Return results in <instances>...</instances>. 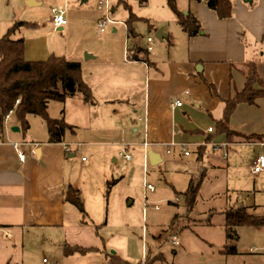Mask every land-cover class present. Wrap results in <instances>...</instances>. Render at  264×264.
Returning a JSON list of instances; mask_svg holds the SVG:
<instances>
[{
	"label": "rangeland",
	"instance_id": "rangeland-1",
	"mask_svg": "<svg viewBox=\"0 0 264 264\" xmlns=\"http://www.w3.org/2000/svg\"><path fill=\"white\" fill-rule=\"evenodd\" d=\"M100 1L104 0H0V38L16 22H25L30 24L17 30L12 39L26 40L29 61H44L53 54L78 60V50L86 47L101 53L111 51L116 60L126 49L125 25L131 14L139 18L134 27L143 44L149 35L156 38L149 23L161 29L175 15L168 0H109L117 23L101 33L98 24L104 11L95 8ZM188 1L177 0L178 9ZM58 2L66 6L69 24L63 31H49L54 25L51 10ZM157 43L164 45L159 39ZM84 103L78 94L64 104L51 102L49 107L51 118H60L64 111L65 121L73 127L66 130V142L80 144L69 171L84 211L69 202L67 222L61 228H27L10 240L0 234L3 264H113L115 257L126 264H141L144 258L149 264L154 257L157 259L151 264H264V226L239 227V240L230 241L221 213L228 206H257L252 212L264 217L263 185L260 180L255 184L250 173L256 147L247 144L215 152L209 148L201 162L192 147L185 149L190 156L180 147L170 154L166 149L162 162L152 165L143 148L134 144L143 140V127H136V134L133 127L110 131L95 127L97 131L91 132L86 127ZM99 118L113 121L109 115ZM15 122L11 119L7 125ZM28 122L23 140L43 142L49 138L46 120L30 115ZM132 142L134 145L128 146ZM124 149H128L125 153L131 156L130 161L121 156ZM226 154L230 155L228 161ZM193 178L194 185L201 182V187L197 203L189 211L186 192ZM148 185L154 191L148 190ZM174 236L178 245L173 244ZM67 245L98 250L66 256ZM225 245H236L238 253L222 255Z\"/></svg>",
	"mask_w": 264,
	"mask_h": 264
},
{
	"label": "crops",
	"instance_id": "crops-1",
	"mask_svg": "<svg viewBox=\"0 0 264 264\" xmlns=\"http://www.w3.org/2000/svg\"><path fill=\"white\" fill-rule=\"evenodd\" d=\"M232 2V16L220 19L204 0H189L179 10L187 15L192 13L203 31L199 36L189 37L176 22L175 15L168 18L167 25L161 28L164 45L157 43L155 51L147 56L148 67L140 61L126 60L138 50L134 48L145 47L142 36L136 38L130 48L126 39V49L116 60L111 51L101 53L80 48L76 61L81 63L84 79L95 99L90 107L83 100L86 127H90L91 132L101 127H106V131L114 127H133L134 134L139 132L136 127H143V140L134 144L143 148L146 160L149 150L162 159L166 149L170 154L172 149L180 147L186 155V146L193 151L198 146H206L207 150L212 148L215 152L248 144L258 151L252 165L260 153L264 154V97L255 105L240 104L228 122L230 129L241 135L262 138L229 143L225 135H216V122L224 116L223 100L235 97L245 86L243 64L262 58L258 72L264 79V0ZM68 24L53 25L49 31H63ZM245 40L250 43L249 47ZM207 83L215 87L217 94ZM176 99L182 101L181 107L174 104ZM108 115L113 121L99 118ZM11 119L16 120V112L10 115L6 125ZM6 125L0 139V234L10 240V236L27 228L63 227L69 204L67 189L75 185L69 171L73 166L71 158L80 144L66 142L65 136L62 143H50L49 138L43 142L23 140L19 123ZM14 126L20 131L6 128ZM15 144L27 155L24 163L19 160ZM38 149L41 150L39 157L31 154ZM190 155L189 152L186 156ZM226 156L228 161L230 155ZM257 180L264 189V172ZM3 261L0 260V264Z\"/></svg>",
	"mask_w": 264,
	"mask_h": 264
},
{
	"label": "trees",
	"instance_id": "trees-1",
	"mask_svg": "<svg viewBox=\"0 0 264 264\" xmlns=\"http://www.w3.org/2000/svg\"><path fill=\"white\" fill-rule=\"evenodd\" d=\"M203 1V0H195ZM206 5L216 11L220 19L230 18L233 14L232 0H204ZM168 5L175 13V19L181 29L189 36L196 37L203 31L199 20L192 14L185 15L177 7V0H168ZM139 20L131 14L126 22L128 29V47H133L134 40L140 35L134 27ZM30 23L16 22L2 38H0V139L6 125V117L15 110L16 120L22 132L29 128L28 117L38 116L46 120L49 132L50 143H62L67 129L73 127L65 121L64 111L60 118L49 116L51 102L65 103L68 99L80 94L86 103H95L92 89L87 84L83 76L82 65L79 61L69 60L65 56L52 55L45 61H29L26 58V42L24 38L12 39V35L21 27ZM150 30L157 31L155 25L149 23ZM247 47L250 43L245 40ZM137 47L134 49H144ZM132 50V49H131ZM262 60H248L243 64L245 76V86L235 97L223 100L224 116L222 120L216 122V135H225L227 142L233 143L234 138L248 141L250 138H262L259 135L246 137L230 129L228 122L231 115L240 104L255 105L257 100L264 97V79L259 75L258 62ZM211 90L217 94L215 87L207 83ZM209 139L208 141H210ZM238 140V139H237ZM198 160L201 162L207 152L206 146H198L195 150ZM195 179H191L189 190L186 192V204L191 211L197 203L201 182L194 185ZM66 200L74 204L79 210L84 211L83 201L79 191L69 186ZM230 200V199H229ZM257 206H228L223 211V229L230 241H238V228L242 226H264V217L256 216L252 210H257ZM216 212V211H215ZM213 213L210 215L212 217ZM176 218L172 220L175 224ZM176 237V236H174ZM177 238V237H176ZM94 248L67 245L64 248L66 256L76 253L86 254L97 251ZM222 255H236L238 253L236 245H225L220 251ZM157 257H154L151 264ZM141 263V262H140ZM113 264H126L115 257ZM139 264V263H138Z\"/></svg>",
	"mask_w": 264,
	"mask_h": 264
},
{
	"label": "built area",
	"instance_id": "built-area-1",
	"mask_svg": "<svg viewBox=\"0 0 264 264\" xmlns=\"http://www.w3.org/2000/svg\"><path fill=\"white\" fill-rule=\"evenodd\" d=\"M95 8L99 11H104V15L102 16V18L100 19L99 24H98V31L99 32L104 33L107 30L108 25L117 23L112 19L113 9H112V6H111L109 0H104V1H100V2L96 3ZM65 13H66L65 5L62 2L56 3L55 7L51 10V19H52V22H53L55 27H63L65 25H67L68 21L65 17ZM125 27H126V25H125ZM156 47H157V39L154 36L149 35L146 38L145 48L141 49L139 51H136L132 58L127 57L126 60L128 62L140 61V62H143L146 67H148V63L146 61V58L148 55L152 54L155 51ZM174 104L178 107H181L183 105V103L180 99H176ZM14 112H15V110L11 111L10 114L7 115L6 121L10 118V115ZM212 131H213V129H210V132H212ZM14 147H15V150L18 154L19 160L22 163H24L25 160L27 159V155L20 148L19 144H15ZM125 147H127V146H125ZM147 147H148V144L145 143V148L147 149ZM125 152H126V149H124V151L121 155L126 160L130 161L132 159L131 156L127 155ZM31 154L35 155V151L33 150ZM185 154L189 155V151H186ZM146 156H147V153H146ZM147 159H148V157H147ZM250 172L255 177V184H258L257 177L259 174L264 172V154L260 153L255 158V160L253 161V163L251 165ZM147 189L150 191H154V187L152 185H148ZM173 244L174 245L179 244L176 237H173ZM45 262H47V260H45ZM141 264H146L145 258Z\"/></svg>",
	"mask_w": 264,
	"mask_h": 264
},
{
	"label": "water",
	"instance_id": "water-1",
	"mask_svg": "<svg viewBox=\"0 0 264 264\" xmlns=\"http://www.w3.org/2000/svg\"><path fill=\"white\" fill-rule=\"evenodd\" d=\"M244 1L251 3L253 0H244ZM185 15H187V13H185ZM156 38L159 39L160 41H163L164 37H163V31L161 29L157 31ZM12 131L19 132L20 128L18 126H14L12 128ZM35 154H36V157H39L41 154V150L38 149ZM147 157H148L149 162L152 165H158L162 162L161 156L158 153H155L153 150H149L147 152Z\"/></svg>",
	"mask_w": 264,
	"mask_h": 264
}]
</instances>
